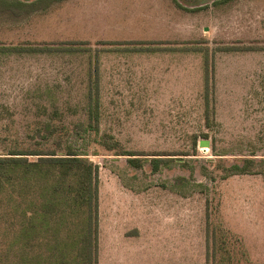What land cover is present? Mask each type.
Instances as JSON below:
<instances>
[{"label": "rangeland", "instance_id": "obj_1", "mask_svg": "<svg viewBox=\"0 0 264 264\" xmlns=\"http://www.w3.org/2000/svg\"><path fill=\"white\" fill-rule=\"evenodd\" d=\"M162 2L164 32L145 38L158 0H95L82 10L70 0H0V48H52L0 52V153L43 144L34 134L49 124L63 133L44 146L73 144L99 165L101 263H205L208 254L264 262V171L222 177L243 158L264 161V50L216 53L214 127L204 55L189 50L264 47V0ZM146 11L149 20L133 24L144 38L94 39L116 37L129 13ZM91 92L100 96V133L80 135ZM203 134L211 145L195 148ZM108 135L115 149L102 144ZM155 156L175 159L153 171ZM17 222L0 217V262L48 254L23 247Z\"/></svg>", "mask_w": 264, "mask_h": 264}, {"label": "trees", "instance_id": "obj_2", "mask_svg": "<svg viewBox=\"0 0 264 264\" xmlns=\"http://www.w3.org/2000/svg\"><path fill=\"white\" fill-rule=\"evenodd\" d=\"M177 5L183 7L179 3ZM51 49L43 46H5L0 48V52L34 53ZM190 49L199 50L204 55L205 119L208 127H214L217 113L213 89L216 53L264 50V47L225 45L213 50L209 46H196ZM96 84L99 85L98 80ZM88 99L89 121L87 125L78 124V129L75 130V133L80 135L100 133L99 124L102 116L100 96L99 94L94 96L91 92ZM62 133L63 130L48 124L44 128H38L34 134L35 137L40 136L45 140L42 141L43 144L27 148L17 146L7 153H0V210L3 211L0 212V217L5 219L13 217L14 221H18L21 226L18 239L23 241V247L40 246L43 249L42 246L45 245L49 250L48 254H29L25 251L18 259L0 264H233L231 261L218 259L215 254H208L205 263H101L99 165L85 157L86 153L80 152L73 144L65 146L64 150L44 146V142ZM200 137L199 135L193 137L195 148L198 145H211L209 134ZM112 138V135H108L107 140L102 142L111 150L118 145ZM121 155L138 154L127 151ZM141 159L130 157L128 161L136 167H142ZM151 159L153 171H159L163 165H168L175 158L155 156ZM223 169L225 171L223 179L232 175L261 173L264 171V161L243 158L242 162ZM208 174L206 171V175ZM26 194L34 198L26 199L23 197ZM23 199L25 206L22 203Z\"/></svg>", "mask_w": 264, "mask_h": 264}, {"label": "crops", "instance_id": "obj_3", "mask_svg": "<svg viewBox=\"0 0 264 264\" xmlns=\"http://www.w3.org/2000/svg\"><path fill=\"white\" fill-rule=\"evenodd\" d=\"M92 1H95V0H70V3L75 7V8H80L81 10L83 8H86L88 6L89 3H91ZM158 3L159 5H155L157 6L158 8H156L158 11L161 10V8L163 7V2L162 0H158ZM132 6L131 3H129V7ZM109 11L111 10V8L109 7L108 8ZM162 14V10L160 12V14L158 13L157 15L154 16V20H155V23L154 25H151L149 24V27L151 28L150 30H147L148 32V36H145V38L149 37L151 38L152 35H156L158 32H164V29L163 27H160V26H163V22L165 21L164 19V15H161ZM129 15H132V17H127V19H125V27L124 28H119L117 27L116 30H119V33H117V36L116 37H95L94 39H102L104 41H130V40H138V39H141V38H144L140 32V30H137L133 24L136 22V21H140V20H137V18L139 19H142V17H145L146 20H149L147 17L149 16L148 14V11H146L145 13H129ZM163 18V19H162ZM160 25V26H158ZM141 26H143V24H140L139 27L141 28Z\"/></svg>", "mask_w": 264, "mask_h": 264}]
</instances>
